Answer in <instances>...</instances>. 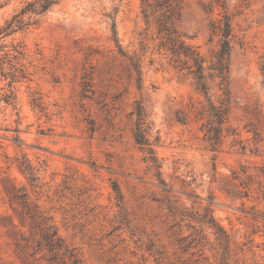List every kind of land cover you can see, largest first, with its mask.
<instances>
[{
    "label": "rangeland",
    "instance_id": "1",
    "mask_svg": "<svg viewBox=\"0 0 264 264\" xmlns=\"http://www.w3.org/2000/svg\"><path fill=\"white\" fill-rule=\"evenodd\" d=\"M25 1L0 0V27ZM177 2L207 61L230 17L216 147L143 0H59L0 34V264H264V0ZM136 101L168 191L135 141Z\"/></svg>",
    "mask_w": 264,
    "mask_h": 264
},
{
    "label": "trees",
    "instance_id": "2",
    "mask_svg": "<svg viewBox=\"0 0 264 264\" xmlns=\"http://www.w3.org/2000/svg\"><path fill=\"white\" fill-rule=\"evenodd\" d=\"M59 0H26L25 4L0 27V34L4 35L29 24L24 20L25 15L41 14L58 3ZM142 13L145 18L155 14L157 31L161 36L158 48L167 57L168 63L181 73L189 75L196 89L201 92L207 104L199 113L205 118L204 134L210 144L216 147L221 142L222 126L228 121L229 112V58L232 50V30L228 14L223 13L217 23L212 24V30L218 36L217 48L212 52L208 61L200 52L180 38L175 28V21L179 18V4L177 0H143ZM220 3L221 0H217ZM222 5V3H221ZM115 21L112 20L114 29ZM207 79H211L220 91L218 104L211 99ZM9 100L8 96L4 97ZM135 116L134 138L139 147L147 155L145 160L148 166L156 169V175L163 188L166 183L161 178L160 163H156L152 145L149 141L146 129L147 114L144 106L136 101L135 108L131 112ZM168 191V188L166 189ZM208 208H206L207 210ZM212 219V217H211Z\"/></svg>",
    "mask_w": 264,
    "mask_h": 264
}]
</instances>
